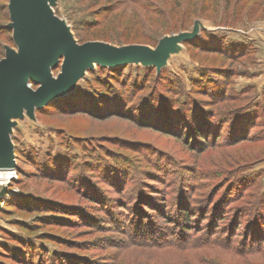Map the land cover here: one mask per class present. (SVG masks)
<instances>
[{"label": "rangeland", "instance_id": "1", "mask_svg": "<svg viewBox=\"0 0 264 264\" xmlns=\"http://www.w3.org/2000/svg\"><path fill=\"white\" fill-rule=\"evenodd\" d=\"M255 1L230 0L227 6L220 0L190 19L185 29H160L157 44L147 45L152 49L166 37L196 29L198 35L172 43L159 69L139 62L93 63L64 97L11 116L16 167L10 181H0V193L5 189L0 196V264H115L125 253L141 256L133 246L137 238L129 233L130 221L135 216L146 220L151 231L150 221L168 226L164 210L174 211L182 200L207 207L211 214L225 211L223 222L236 213L243 219L264 215V84L242 82L262 72L256 29L264 27V7ZM4 2L0 0V13ZM103 3L49 1L79 44H139L90 29ZM0 22L10 29L0 34L1 60L18 53L19 46L10 13L7 19L0 16ZM62 65L63 60L54 77ZM110 79L112 108L98 101L104 96L98 83ZM208 79L225 90L220 101L200 93L209 89ZM90 99H97L96 108ZM177 111L185 118L207 111L210 119L199 120V136H187ZM139 207L137 216L133 211ZM113 214L123 220L116 224ZM218 235L229 238L219 228ZM229 239L240 243L237 236ZM250 257L248 264H264V253Z\"/></svg>", "mask_w": 264, "mask_h": 264}, {"label": "trees", "instance_id": "2", "mask_svg": "<svg viewBox=\"0 0 264 264\" xmlns=\"http://www.w3.org/2000/svg\"><path fill=\"white\" fill-rule=\"evenodd\" d=\"M103 1L104 3L98 13V18H94L90 21L89 27L91 30L102 29L104 35L105 33H110L125 38V40L130 43L148 45L157 44L160 38V29H163V33L177 32L185 29L190 19H194L198 15H204L206 11L217 5V1L219 3L220 0ZM225 1L227 6H229L230 0ZM255 2H261V6L264 7V0H256ZM4 3V12L0 13V16L7 19L10 13L9 0H5ZM233 13H235L234 17H236L237 11L233 10ZM225 21L226 23L228 22L226 15ZM2 31L10 32V29L8 25L5 26L4 23L2 25L0 22V34ZM1 48L0 44V49ZM111 79L116 80V76L113 75ZM111 79L106 82L98 83V85H102L104 88V96L98 101L103 103L104 106L112 108L114 107L112 104L114 98L111 95L113 89ZM208 83H210L208 86L209 89L201 91L200 93L202 95L212 100L216 98L218 101L225 97L226 92L222 87L220 88L214 85L211 79H208ZM65 95L56 99L64 97ZM76 96L77 94L71 97L67 96L64 100L72 99ZM89 101V104L95 107L93 103H95L97 99H95V101L90 99ZM177 114L181 116H179V120L182 121V124L187 128L186 135L193 137H196V135L199 136L203 129L202 124H199V120L202 123L206 122V119H210V117L207 116V111L201 113L200 116L192 114L189 118H185L179 111H177ZM212 117L217 119L220 118L221 115H213ZM176 127L178 128V125H176ZM180 199L182 200L183 197H180ZM182 201L183 202H180L174 211L172 210L169 212L164 210L162 217L168 222V226H159L150 221V228H153V231L146 225V220L145 222L137 220L135 216L130 221L129 233H131V236L132 234H136L138 240L136 239L133 246L142 251L141 256L135 255L131 257L127 256L128 254L125 253L119 256L115 264H248L247 260L252 258L250 256L263 255L264 228L262 225H264V215L261 212L259 215L255 214V216L253 215L247 219H243L240 214L236 213L228 217V219H226L227 222H223V219L226 217L225 211L223 214H220V211H214L213 214H211L207 207L202 209L188 203L187 200ZM255 203H258V200H256ZM121 206L127 208L126 205ZM137 211L138 213L136 214ZM139 211H142L140 207L138 209L135 208L133 213L138 216L140 214ZM107 212L110 214L111 210L109 209ZM252 213H254V211H252ZM121 216L126 215L122 212ZM195 217H197V220H194ZM200 217L202 219L201 221L205 222L201 223L200 221L198 223ZM111 219H113L116 224H118L117 221L123 220L114 214ZM121 225L126 227L124 222H122ZM218 228L226 232L227 236L231 239L237 236L238 239H240L239 245L234 244L233 240L231 242L229 238L225 241L222 240L221 236L218 235ZM164 232L167 233L164 234ZM142 238L150 239L151 241L141 242L140 239ZM162 238H167V240H159ZM162 249L170 251V255L166 256L164 253L165 251ZM161 251L164 252L161 253ZM37 259V261H40V257ZM25 263L27 262L25 261ZM32 263V261H29V264ZM66 264L78 263L68 260Z\"/></svg>", "mask_w": 264, "mask_h": 264}, {"label": "water", "instance_id": "3", "mask_svg": "<svg viewBox=\"0 0 264 264\" xmlns=\"http://www.w3.org/2000/svg\"><path fill=\"white\" fill-rule=\"evenodd\" d=\"M50 0H9L10 28L19 52L0 60V170L16 167L15 146L10 135L14 113L43 107L74 89L80 74L93 63L118 66L139 62L161 68L168 47L195 38L198 30L163 38L155 49L132 44L114 47L99 41L79 44L54 14ZM63 60L62 73L53 70ZM32 84L38 85L36 89ZM5 189L0 193L3 194Z\"/></svg>", "mask_w": 264, "mask_h": 264}, {"label": "crops", "instance_id": "4", "mask_svg": "<svg viewBox=\"0 0 264 264\" xmlns=\"http://www.w3.org/2000/svg\"><path fill=\"white\" fill-rule=\"evenodd\" d=\"M256 47H258L257 50V59H258V63H260L259 65L262 67L260 68V70L262 72H260V74L255 77L254 79H252L251 77H243L242 78V82L247 83V84H256V83H261L263 82L264 84V27H260L256 29ZM254 38V37H251ZM255 39V38H254ZM257 85V84H256Z\"/></svg>", "mask_w": 264, "mask_h": 264}, {"label": "bare ground", "instance_id": "5", "mask_svg": "<svg viewBox=\"0 0 264 264\" xmlns=\"http://www.w3.org/2000/svg\"><path fill=\"white\" fill-rule=\"evenodd\" d=\"M15 168H9L6 170H0V181L5 183L6 181L8 182L9 178H13L14 175V170ZM6 180V181H3Z\"/></svg>", "mask_w": 264, "mask_h": 264}, {"label": "built area", "instance_id": "6", "mask_svg": "<svg viewBox=\"0 0 264 264\" xmlns=\"http://www.w3.org/2000/svg\"><path fill=\"white\" fill-rule=\"evenodd\" d=\"M11 180V178H9V180L8 181H10Z\"/></svg>", "mask_w": 264, "mask_h": 264}]
</instances>
